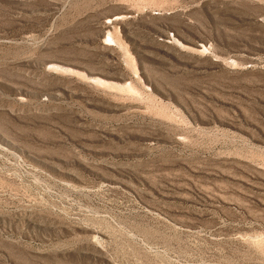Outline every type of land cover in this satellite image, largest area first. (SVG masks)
Segmentation results:
<instances>
[{"label": "rangeland", "instance_id": "obj_1", "mask_svg": "<svg viewBox=\"0 0 264 264\" xmlns=\"http://www.w3.org/2000/svg\"><path fill=\"white\" fill-rule=\"evenodd\" d=\"M0 264H264V0H0Z\"/></svg>", "mask_w": 264, "mask_h": 264}]
</instances>
